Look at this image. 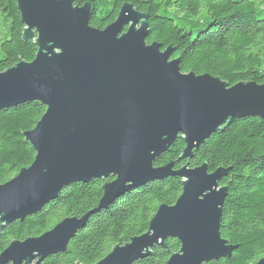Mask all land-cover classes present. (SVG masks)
<instances>
[{"label":"water","instance_id":"1","mask_svg":"<svg viewBox=\"0 0 264 264\" xmlns=\"http://www.w3.org/2000/svg\"><path fill=\"white\" fill-rule=\"evenodd\" d=\"M33 39V60L0 71V110L40 101L46 107L24 132L35 150L33 162L0 184V225L38 213L68 186L110 176L96 208L68 217L38 237L15 240L0 264H41L64 253L76 232L97 212L131 190L170 176L183 178L173 205L162 204L147 232L116 245L94 264H134L166 240L181 243L166 264H208L230 257L238 245L221 236L229 169L208 164L175 169L154 162L178 139L186 144L178 160L192 159L213 133L235 119L264 118V84L230 85L210 73H184L171 46L147 43L148 15L129 2L104 29L90 24V3L74 0H17ZM253 264H264V257Z\"/></svg>","mask_w":264,"mask_h":264},{"label":"trees","instance_id":"2","mask_svg":"<svg viewBox=\"0 0 264 264\" xmlns=\"http://www.w3.org/2000/svg\"><path fill=\"white\" fill-rule=\"evenodd\" d=\"M90 3V24L104 29L114 22L121 6L132 3L148 15L147 43L171 46L172 59H180L184 73H210L230 85L239 82L264 84V0H74ZM173 10V11H172ZM25 25L17 0H0V71L19 60L34 59L37 46L24 40ZM46 107L28 101L0 110V184L29 166L35 150L24 132L33 129ZM186 144L178 138L154 165L175 162V169L208 164L209 171L229 169L220 182L227 187L222 207L221 236L238 248L230 257L208 264H253L264 257V118L235 119L213 133L194 150L192 159L178 160ZM113 180L96 178L66 187L38 213L24 220L0 225V254L15 240L38 237L68 217H82L96 208L103 185ZM183 189V178L170 176L139 186L94 214L70 240L64 253L45 258L41 264H94L113 248L128 243L149 229L162 204L173 205ZM167 247L156 245L134 264H166L181 248L176 238Z\"/></svg>","mask_w":264,"mask_h":264},{"label":"rangeland","instance_id":"3","mask_svg":"<svg viewBox=\"0 0 264 264\" xmlns=\"http://www.w3.org/2000/svg\"><path fill=\"white\" fill-rule=\"evenodd\" d=\"M173 11V10H172Z\"/></svg>","mask_w":264,"mask_h":264}]
</instances>
